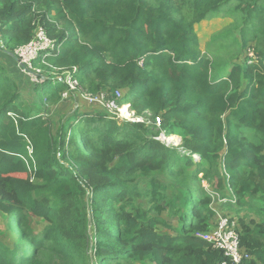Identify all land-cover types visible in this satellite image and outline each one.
<instances>
[{
	"label": "trees",
	"instance_id": "1",
	"mask_svg": "<svg viewBox=\"0 0 264 264\" xmlns=\"http://www.w3.org/2000/svg\"><path fill=\"white\" fill-rule=\"evenodd\" d=\"M36 10L56 49L34 62L45 79L26 99L8 53L33 37ZM225 12L254 62L201 52L197 25ZM0 47V264H233L199 235L215 214L195 182L220 179L219 161L235 198L223 208L257 218L237 217L241 264H264V0H0ZM74 67L87 91H122L160 126L85 105L55 120L46 106L65 84L50 72Z\"/></svg>",
	"mask_w": 264,
	"mask_h": 264
},
{
	"label": "built area",
	"instance_id": "2",
	"mask_svg": "<svg viewBox=\"0 0 264 264\" xmlns=\"http://www.w3.org/2000/svg\"><path fill=\"white\" fill-rule=\"evenodd\" d=\"M55 49V39L49 37L47 29L44 26L37 25L33 37L28 42L18 46L14 51V56L18 66L25 74L34 76L36 83H42L45 79V75L38 76L40 70L35 66L34 62L38 59H44L45 56L51 54ZM250 56L253 55L251 54ZM57 71H61L59 78L65 84V88L61 93L62 99L74 95L87 104H92L100 109L106 110L108 114L114 116L116 119L130 123H146L160 126V116H152V113L148 110L143 111L141 114H137L130 107L129 103H119L118 100L122 98V93L119 90H116L114 92V97L111 98L105 92L94 94L87 91L82 87L76 76V67L65 70L52 68L50 74H54ZM174 136L177 135L168 136L162 132L157 139L161 142H165L167 145H177L179 144L178 140L171 141L168 139ZM192 156L196 157V155ZM201 184L210 198V207L215 214V224L209 233L199 234L200 237L211 244L212 248L221 251L233 264H241L244 261L250 260V254L240 246L237 225L226 215L225 211H223L224 204L235 202L234 196L221 195L220 192L213 189L212 186L204 180H201ZM229 192H231L230 187Z\"/></svg>",
	"mask_w": 264,
	"mask_h": 264
},
{
	"label": "rangeland",
	"instance_id": "3",
	"mask_svg": "<svg viewBox=\"0 0 264 264\" xmlns=\"http://www.w3.org/2000/svg\"><path fill=\"white\" fill-rule=\"evenodd\" d=\"M34 13H35V15L33 16V18L36 21H34L33 27L31 28L32 33H33L34 28L37 25H41V21L39 18L43 12H42V10H36ZM196 32L200 38L201 52H205L210 57H213V58L214 57H221V58H223L226 61H229L231 63H237V62L241 63L244 60V56H247V58H248L247 62L248 63H252L256 60V57H255L252 49H248L247 51H245L246 49H242V47H241V35L239 33V27H237L234 17H232V15H229L228 12L221 13L219 15H216V16H213V17L207 19L206 21H202L199 25H197ZM1 47H2V45H1ZM1 47H0V61L1 60L4 62L10 61L11 59L4 58L2 56L5 54V52H3L1 50ZM17 47L15 49H17ZM15 49H14V51H15ZM14 51L9 52L8 54L11 57H13L12 55H14ZM251 54L253 56H250ZM231 63H227L223 67V69H221V72H220L221 75H226V71L230 69ZM16 65L18 66V64H16ZM50 76L54 77L56 75L54 73V74H50ZM18 79L20 81L24 82V83H19V84H20L23 92L26 94L25 98L26 99L27 98H29V99L34 98V96H33L34 84H40V83H36L35 82L36 80H35L34 76H32V75H26L25 77H24V75H21V76H18ZM123 101L126 102V100H123ZM79 103H83V102L81 100H77L76 98H73L71 101L70 100L65 101V102L59 101L58 103H56L54 105H48L47 104L46 107H47V112L50 113L52 115V117L55 118V120H57L60 115H63L66 113H71L73 111V105H75V104L78 105ZM84 105H86V104H84ZM87 107H89V108L84 107L82 109L92 112L91 109L93 108V106L92 107L87 106ZM56 126L57 125H55V124L52 126L53 131H55ZM160 133H162V132H160ZM158 137H159V135H158ZM174 137L175 138H172L171 141L178 140L180 142L179 136L178 137L174 136ZM195 159L197 162H200V159L197 155H196ZM220 163L221 162L219 161L218 169H219L220 179L216 180L215 177L204 178L203 175L201 177V174H199L198 180L195 182L196 186L202 187L201 186L202 185L201 180H204L205 182L210 184V186H212L213 189H215L217 191L219 190L218 192H220L221 195L228 194V192L226 191V184L223 182L224 181L223 179L225 178V176H224L223 170L221 169L222 166ZM203 165L205 167H207L206 163H203ZM189 167H190L189 171L194 170L196 165L193 164L192 166H189ZM202 178H204V179H202ZM220 183L222 184V187L219 186ZM226 207H227V209H226ZM226 207L223 211L226 210L225 211L226 215L228 217H230L235 222V224L237 225V231L239 230L238 229V221H237L238 218L244 216V217H246L245 221L248 222L250 220L249 216L246 214V211L242 210L239 212V214L236 215L234 210H230L227 205H226ZM238 215H240V217ZM163 217L167 221H169L170 223H172L174 225L177 224L176 217H171V214L168 211L163 213ZM256 220H257V218L252 215V218L250 221L253 222ZM212 223H213V220H211L210 225H212ZM45 224H46V222L43 219L35 218L34 223H33V228L35 231H40L44 227ZM212 227L209 228V230L205 233H209L212 230ZM87 234H88L87 237L89 240L88 254H90V256L92 257L93 256L92 241H93V235H94V225H93V222L91 220L88 222ZM91 264H94V259L91 260ZM133 264H148V263L136 261V262H133Z\"/></svg>",
	"mask_w": 264,
	"mask_h": 264
},
{
	"label": "crops",
	"instance_id": "4",
	"mask_svg": "<svg viewBox=\"0 0 264 264\" xmlns=\"http://www.w3.org/2000/svg\"><path fill=\"white\" fill-rule=\"evenodd\" d=\"M73 98H76L74 95H70L68 98H66V99H63V101L65 102V101H71ZM77 100H79V98H76ZM62 100V99H61ZM82 101V100H81ZM84 104H86L87 106H93V107H97V106H95V105H92V104H87V103H85L84 101H82ZM83 103H79L78 105L77 104H75V105H73V109H76L79 105H84ZM85 105V106H86Z\"/></svg>",
	"mask_w": 264,
	"mask_h": 264
},
{
	"label": "bare ground",
	"instance_id": "5",
	"mask_svg": "<svg viewBox=\"0 0 264 264\" xmlns=\"http://www.w3.org/2000/svg\"><path fill=\"white\" fill-rule=\"evenodd\" d=\"M171 138H174V137H169L168 139L171 140Z\"/></svg>",
	"mask_w": 264,
	"mask_h": 264
},
{
	"label": "water",
	"instance_id": "6",
	"mask_svg": "<svg viewBox=\"0 0 264 264\" xmlns=\"http://www.w3.org/2000/svg\"><path fill=\"white\" fill-rule=\"evenodd\" d=\"M14 58H15V56L14 55H12Z\"/></svg>",
	"mask_w": 264,
	"mask_h": 264
}]
</instances>
